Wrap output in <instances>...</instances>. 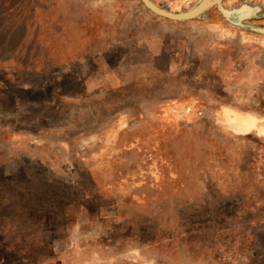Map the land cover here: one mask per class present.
Wrapping results in <instances>:
<instances>
[{
	"label": "rangeland",
	"instance_id": "rangeland-1",
	"mask_svg": "<svg viewBox=\"0 0 264 264\" xmlns=\"http://www.w3.org/2000/svg\"><path fill=\"white\" fill-rule=\"evenodd\" d=\"M0 264H264V0H0Z\"/></svg>",
	"mask_w": 264,
	"mask_h": 264
},
{
	"label": "water",
	"instance_id": "water-1",
	"mask_svg": "<svg viewBox=\"0 0 264 264\" xmlns=\"http://www.w3.org/2000/svg\"><path fill=\"white\" fill-rule=\"evenodd\" d=\"M142 1L147 6V8L153 11L155 14L172 19V20H176V21H184V20L195 18L199 16L204 10L209 8L214 3V0H202L197 6H195L194 8L188 11L172 12V11L159 7L151 0H142Z\"/></svg>",
	"mask_w": 264,
	"mask_h": 264
},
{
	"label": "flooded vegetation",
	"instance_id": "flooded-vegetation-1",
	"mask_svg": "<svg viewBox=\"0 0 264 264\" xmlns=\"http://www.w3.org/2000/svg\"><path fill=\"white\" fill-rule=\"evenodd\" d=\"M140 1H141V3L145 6L146 10H149L150 12L154 13L153 11H151L150 9L147 8V6L143 3L142 0H140ZM151 1L154 2L156 5H158L159 7L164 8V9L169 10V11H172V12H184V11H188V10L194 8L195 6H197V5L200 3V2H198L196 5L192 6V7L189 8V9H186V10H182V11H174V10H172V9L165 8V7L160 6V5L157 4L154 0H151ZM200 1H202V0H200ZM207 9H208V8H207ZM207 9H206V10H207ZM206 10H204V11H206ZM204 11H203V12H204ZM203 12H202V13H203ZM202 13H201V14H202ZM154 14H155V13H154ZM201 14H200V15H201ZM156 15H157V14H156ZM200 15H199V16H200ZM157 16L160 17V18L169 19V18H166V17L160 16V15H157ZM197 17H198V16H197ZM197 17H195V18H197ZM192 19H194V18H192ZM192 19H191V20H192ZM169 20H172V19H169ZM103 68H104V67H103ZM121 71H124V69H121V70L118 69L117 72H119V73L121 74ZM114 73H116V72H114ZM116 77H117V75L114 76V80H115L114 83H117V81H118V82L121 81V77H120V76H118L117 78H116Z\"/></svg>",
	"mask_w": 264,
	"mask_h": 264
}]
</instances>
